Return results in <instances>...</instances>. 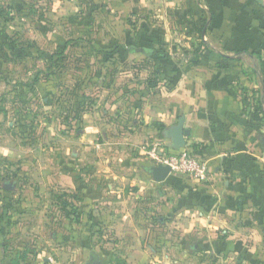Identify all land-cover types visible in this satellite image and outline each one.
I'll return each instance as SVG.
<instances>
[{
	"label": "rangeland",
	"instance_id": "1",
	"mask_svg": "<svg viewBox=\"0 0 264 264\" xmlns=\"http://www.w3.org/2000/svg\"><path fill=\"white\" fill-rule=\"evenodd\" d=\"M109 12L101 0H0V264H155L159 249L232 264L185 250L181 228L159 221L148 152L170 154L152 108L163 84L125 48L105 53L127 41V19Z\"/></svg>",
	"mask_w": 264,
	"mask_h": 264
},
{
	"label": "crops",
	"instance_id": "2",
	"mask_svg": "<svg viewBox=\"0 0 264 264\" xmlns=\"http://www.w3.org/2000/svg\"><path fill=\"white\" fill-rule=\"evenodd\" d=\"M101 2L111 20L127 19L123 48L151 63L163 84L155 118L169 130L184 117L191 130L180 150L168 138V151H187L209 170L205 181L175 173L160 184L152 178L166 200L155 207L165 216L160 223L181 228L176 240L185 250L264 264V0ZM153 252L155 264H183Z\"/></svg>",
	"mask_w": 264,
	"mask_h": 264
},
{
	"label": "built area",
	"instance_id": "3",
	"mask_svg": "<svg viewBox=\"0 0 264 264\" xmlns=\"http://www.w3.org/2000/svg\"><path fill=\"white\" fill-rule=\"evenodd\" d=\"M148 154L158 165H168L172 173H178L191 180L205 181L209 178V170L205 163L191 156L187 151L163 155L155 147Z\"/></svg>",
	"mask_w": 264,
	"mask_h": 264
},
{
	"label": "water",
	"instance_id": "4",
	"mask_svg": "<svg viewBox=\"0 0 264 264\" xmlns=\"http://www.w3.org/2000/svg\"><path fill=\"white\" fill-rule=\"evenodd\" d=\"M262 2V0H256ZM191 136V130L185 128V118L182 117L179 125L167 131V137L172 140V145L175 150H180L187 145V138ZM264 143V137H263ZM150 172L153 175V180L157 183H164L172 174V168L168 165H158L151 167Z\"/></svg>",
	"mask_w": 264,
	"mask_h": 264
},
{
	"label": "trees",
	"instance_id": "5",
	"mask_svg": "<svg viewBox=\"0 0 264 264\" xmlns=\"http://www.w3.org/2000/svg\"><path fill=\"white\" fill-rule=\"evenodd\" d=\"M120 48H123V45L116 44V45H114V47L110 51H106L105 53H107L109 55H114V53H116ZM53 62H54V58H53ZM257 110L258 111L262 110L261 103L259 104V107L257 108ZM65 205H68V203H65Z\"/></svg>",
	"mask_w": 264,
	"mask_h": 264
}]
</instances>
